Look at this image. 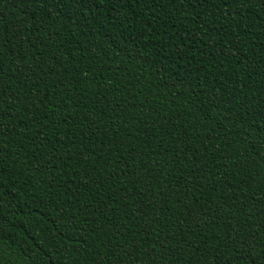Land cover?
Segmentation results:
<instances>
[{"label":"trees","instance_id":"1","mask_svg":"<svg viewBox=\"0 0 264 264\" xmlns=\"http://www.w3.org/2000/svg\"><path fill=\"white\" fill-rule=\"evenodd\" d=\"M0 264H264V0H0Z\"/></svg>","mask_w":264,"mask_h":264}]
</instances>
